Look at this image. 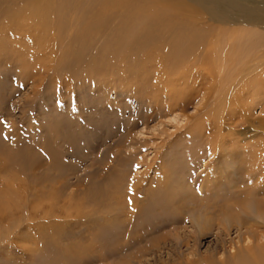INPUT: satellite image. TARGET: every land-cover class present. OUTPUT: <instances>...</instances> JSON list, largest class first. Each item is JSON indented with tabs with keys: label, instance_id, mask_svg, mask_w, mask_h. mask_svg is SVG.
Here are the masks:
<instances>
[{
	"label": "rangeland",
	"instance_id": "374dc122",
	"mask_svg": "<svg viewBox=\"0 0 264 264\" xmlns=\"http://www.w3.org/2000/svg\"><path fill=\"white\" fill-rule=\"evenodd\" d=\"M47 1L59 5L60 0ZM148 1L179 2L185 6L183 18L211 21L193 0ZM24 6L26 1L22 0L10 8ZM26 23L32 25L30 21ZM260 31L264 38V29ZM19 36L26 41H17L16 47L11 45L15 38L0 40L4 43L0 44V121H3L0 123V264H73L77 261V264H127L130 263L128 256L132 254L133 258L140 250H146L147 254L137 264L146 259L148 264H184L187 257L195 261L221 246L225 249L223 255L227 256L231 247L238 249L246 243L244 230L238 233L232 227L227 233L219 229L217 218L209 212L211 205L215 213L229 194L232 197L235 190L242 189L232 186L231 181L224 178L227 174H219L220 179L216 180L218 193L215 195L221 198L208 196L211 203H199L201 208L207 207L202 212L194 211L187 204L184 209H177V202L176 208L169 204L168 209L162 211V202L157 203L160 196L152 194L159 187L160 191L168 192L180 183L183 186L181 181L186 180L187 196H204L194 181L203 176L209 159L208 149L202 138L191 141L184 134V125L186 115H194L195 108L198 113L208 112L215 102L199 108L193 103L179 114H176L178 110H172L174 114L159 110L151 119L143 120L145 112L116 92L119 88L116 78L85 76L87 60L78 62L75 55L68 54L72 51L57 49L52 54L46 48L40 51L27 48L25 42L31 43L32 37L28 32ZM88 56L89 60L93 59ZM69 60L74 62L70 67L56 70L57 63ZM235 108L236 116L244 112ZM139 110L141 116L136 114ZM256 111L249 112L248 118L245 116L246 124L233 131L238 140L245 138L241 145L248 148L256 140H264L257 128L259 123L254 120L261 117L260 109ZM210 114L213 118L206 120L208 124L204 125L200 136L205 131H209V137L213 135V127L208 125L213 126L212 121L223 115L216 108L208 117ZM223 118L226 119V115ZM243 126L246 129L242 134L246 135L241 136L238 131ZM226 130L224 128L222 134L227 137ZM255 132H258L256 137L252 134ZM14 152H17L15 158L10 159ZM205 154L207 158L200 159L194 169L192 161ZM226 160H223L224 166L229 161ZM181 169L187 171L186 175ZM178 176L181 179H177ZM131 196H136L145 215H130L132 211H128L125 203ZM164 199L162 201H168ZM151 207L155 213H151ZM199 213L205 215L204 218ZM192 216L210 223L207 222L206 232L197 235L194 241L190 239ZM258 231L262 232L261 229L251 231L255 238H251L250 244H264V237L256 239ZM68 249L75 253V260L68 259ZM87 250H92L86 255L87 259H78L82 254L85 256Z\"/></svg>",
	"mask_w": 264,
	"mask_h": 264
},
{
	"label": "bare ground",
	"instance_id": "6f19581e",
	"mask_svg": "<svg viewBox=\"0 0 264 264\" xmlns=\"http://www.w3.org/2000/svg\"><path fill=\"white\" fill-rule=\"evenodd\" d=\"M21 1L0 0V40L15 38L11 45L16 47L17 41H26L19 35L22 33L26 35L28 32L32 41L25 42L27 48L37 50L46 48L52 54L57 49L72 51L68 54L75 55L78 62L88 61V71L85 73L83 71V75L98 79L100 77L116 78L119 84L116 86L119 87L116 92L131 99L137 105L136 108L145 112L146 115L142 116L143 120L151 119L159 110L170 113L178 110L176 114H179V111L185 112L193 103L199 108L205 107L207 103L215 102L216 105L213 103L214 107L211 106L213 107L211 110L214 111L216 108L223 115L212 121L215 122L213 126L208 125L213 127L211 129L213 135L209 137V131H205L200 136L204 125L208 124L206 120L213 118L211 114L208 117L210 109L208 112L205 111L206 113L204 111L198 113L197 108L194 107L195 114L186 115V126L184 125V134L191 138V141L197 137L202 138L205 141L203 142L206 145L205 148L208 149L209 159L203 170V176L194 181L204 196H200L201 194L199 197L193 194L187 196L185 186L189 184L185 179L186 182L181 181L184 183L183 186L180 183L168 192L160 191L159 187L153 190L152 194L157 198L160 196L157 203L162 202V211L168 209L169 204L172 206L177 202V209L181 207L184 209V204L185 206L187 204L194 211L196 209L202 212L207 207L201 208L199 203L212 202V200L208 202L207 197L218 193L215 184L216 180L220 179L219 174H227L224 178L230 180L232 186L242 187V189L232 192V197L228 191L229 196L225 197L227 200L224 199L221 202V210L218 207L219 209L217 208L214 213L216 209L212 210L211 205L210 209L208 208L210 211L206 210V212H211L213 218L215 216L219 222L215 225L227 233L232 227L238 233L244 230L247 234L245 237L247 244L238 249L231 247L227 256L223 255L225 249L221 246L216 249L217 251L212 250L200 255L195 261L187 257L186 260L189 263L184 264H264V244H250L251 238H255L251 235L252 230H262L256 233L257 240L264 237V140L258 139L248 148L241 145L245 138L238 140L234 135L236 133L233 132L235 127L245 125V116L249 112L253 114L257 108V110L260 109L261 117L254 120L259 123L257 128L260 130V135L264 137V117H262L264 116V38L260 31L264 29V0H193V4L202 8L201 10L211 21L183 18L182 15L186 14L185 6L179 2L60 0L59 5H56L47 3V0H25L26 6L10 8ZM27 21H30L32 25L27 24ZM11 28L15 31H11ZM43 40L46 42L42 43ZM0 44L3 46L4 43ZM88 55H91L93 59L89 60L91 57ZM72 63L74 62L71 60L57 63L56 70L60 67L64 70ZM103 83L107 84L105 81ZM104 88L106 90V86ZM162 98L164 101L160 103L159 100ZM235 107L244 112H238L239 116H236L237 108ZM140 110L136 114H139ZM206 115L207 118H205ZM225 115L226 119L223 118ZM167 117L169 119V116ZM137 118L140 119V117ZM224 128L227 129V137L222 134ZM245 129L246 127L243 126L238 132L242 134ZM252 134L256 137L258 132ZM243 135L246 133L241 136ZM14 153L9 157L10 159L15 158L17 152L15 155ZM203 157H206V154L199 155L196 161H192L194 169ZM225 159L229 161L224 166ZM181 170L184 174L187 172ZM179 178L178 176L177 179ZM224 181L228 185L226 180ZM133 191L134 188L131 189V193ZM164 195L168 201H162L165 200ZM215 197L218 196L215 195ZM126 204L128 211H132L130 215L138 213L139 217L143 213L141 209L144 207L139 208L136 196L135 198L131 196L125 203V207ZM154 210L151 207V213H155ZM219 210L221 214L218 215ZM198 216L190 218L193 229L190 232V239L193 241L198 239L197 235L206 232L209 223L205 222L206 219L202 222L203 220ZM153 248L155 249L156 245ZM66 251L69 254L68 259L75 260V253L69 249ZM89 251L87 250L85 256L82 254L78 259L81 261L87 259L86 255H90ZM144 254H147L146 250H140L133 258L130 254L128 256L130 263L127 264L140 263ZM219 255H223V258ZM145 261L141 264H148ZM77 263L78 261L73 264Z\"/></svg>",
	"mask_w": 264,
	"mask_h": 264
},
{
	"label": "snow or ice",
	"instance_id": "6c2138e0",
	"mask_svg": "<svg viewBox=\"0 0 264 264\" xmlns=\"http://www.w3.org/2000/svg\"><path fill=\"white\" fill-rule=\"evenodd\" d=\"M0 123H3V121H0Z\"/></svg>",
	"mask_w": 264,
	"mask_h": 264
}]
</instances>
